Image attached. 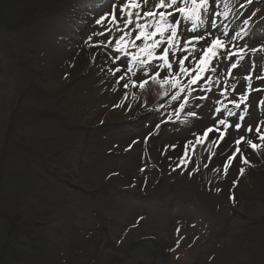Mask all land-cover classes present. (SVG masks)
<instances>
[{
    "label": "bare ground",
    "instance_id": "bare-ground-1",
    "mask_svg": "<svg viewBox=\"0 0 264 264\" xmlns=\"http://www.w3.org/2000/svg\"><path fill=\"white\" fill-rule=\"evenodd\" d=\"M75 1L0 0V264H264V0H117L71 44ZM233 14L227 49L186 23Z\"/></svg>",
    "mask_w": 264,
    "mask_h": 264
},
{
    "label": "rangeland",
    "instance_id": "rangeland-1",
    "mask_svg": "<svg viewBox=\"0 0 264 264\" xmlns=\"http://www.w3.org/2000/svg\"><path fill=\"white\" fill-rule=\"evenodd\" d=\"M95 1L96 0H76L75 1L74 13L69 16L68 20L73 22V23H78L80 21L79 13H83L85 16H84V21H83L82 25H79L80 27L78 26V28H72V30H71L72 38L69 39L71 44L81 43L84 39H86L87 35H88V38L90 40L91 39L90 38V34H92L93 32L94 33L92 35L96 34V29H98L99 28L98 25H100V22H99L98 19H99L100 12L102 10H107L108 11L106 14H108L109 19L111 17H113L114 14H115L114 18H116L117 14L115 13V5H116V1L117 0H112V1L106 0V2H103V4L99 7V9L96 7V2ZM228 2H229V0H218L217 6L221 10H226L228 8ZM188 9L189 8H187V10L184 9V13L187 12V11L189 13ZM254 11L255 10H254V8L252 6L251 7H247V8L244 9V14L245 15H249V14H252ZM146 13H148V12H146ZM184 13H182V15ZM235 15L236 14L228 15L226 17H224V16L212 17L209 21H207V24L204 27H203L202 24L205 23V22L197 21L195 19H192L191 17H189V19H187L186 23L189 26H191V28L193 29V32H195V33H196V31H195V26H196L197 32H201L203 34H216L219 37H214V40L215 41H220L218 43L222 42V47L224 49H227L228 47L225 45L224 39L226 37L236 38L238 36V33L235 31V29L238 28V26H236L234 24V21H236L234 19ZM159 19H164V16L160 17ZM102 23H103V21L101 22V24ZM107 23H109V20L107 21ZM186 23H185V25H186ZM162 29L164 30V33H165V30H166L165 27H162ZM227 29H231L230 31H234L232 33V35L230 33L224 34V33H226L228 31ZM245 30L250 35V40H251L250 48H254L256 45L264 42V22H261L259 24V26L254 31L247 30V29H245ZM91 31H92V33H91ZM159 33H160V35H159V38H160L163 33L160 32V31H159ZM175 34H174L173 37L171 35L172 42L175 41ZM92 35H91V37H92ZM96 36H97V34H96ZM184 36H186V33H185L184 28H183V30L180 32V35H179V38L177 39V41L181 42V40L184 38ZM209 36H212V35H209ZM97 38L100 39L99 36H97ZM185 39H186V37L183 39L182 42H184ZM93 41H94V44L95 43H96V45L99 44V42L97 41L98 42L97 43L95 39H93ZM89 44H90V41L85 43V45H88V46H89ZM141 46H142L143 52L147 54L148 50H147L146 46L144 45V43L141 42ZM230 62L234 63L236 61L235 60H231ZM0 64H4V63L0 61ZM239 69H241V63L239 64V67L237 68L236 74H235V72H233L230 69L226 70V67L223 66V67L217 69L218 72H216L215 78L218 79V75H221L224 78L223 82H224L225 86L223 85L222 82H220V85H222L223 89H226V87L228 85H230V83H232V82H234L236 80V76L238 75V70ZM142 125H144V123ZM132 128L133 129L141 128V126L137 125V126H133ZM155 178H157V177L155 176ZM171 210H174L175 214H183L181 212V210H180L179 204L171 207ZM196 216L197 215H196V213L194 211H189V213L186 215L187 224H194L193 221L196 220ZM141 224H147V222H146V220L144 218L142 219ZM148 224H156L154 217H152L150 219ZM173 224H177V222H175ZM200 224H201V221H200ZM246 224H256V223H255L254 220L248 219L246 221ZM243 230H244V227L243 228H237L234 231H236L237 233H240ZM181 231L182 230H179L178 228L175 229L176 233H181ZM152 237H153V239L156 242L159 243V245L161 247L164 246L166 238H165V236H164V234L162 232H154L152 234ZM176 254H174L173 257L175 259L177 258V260L178 259L182 260V256L185 253H176ZM155 255H151L150 258H149V261L159 262L160 261L159 257L157 258V257H155ZM201 255L204 257V256L207 255V253H205L203 255V251H202ZM201 255L199 257H201ZM212 258L213 257L210 254H208L207 264H209L208 262L211 261ZM157 260H159V261H157Z\"/></svg>",
    "mask_w": 264,
    "mask_h": 264
}]
</instances>
